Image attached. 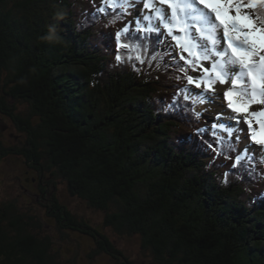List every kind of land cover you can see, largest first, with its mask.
Masks as SVG:
<instances>
[{
    "label": "trees",
    "instance_id": "obj_1",
    "mask_svg": "<svg viewBox=\"0 0 264 264\" xmlns=\"http://www.w3.org/2000/svg\"><path fill=\"white\" fill-rule=\"evenodd\" d=\"M88 8L99 9L0 0V154L24 157L50 200L39 216L0 198V264H77L64 252L77 232L98 244L91 258L123 257L105 226L140 237L153 264H264V181L203 116L175 107L185 60L162 38L151 61L117 60L125 5L98 21ZM59 183L101 212L100 227L56 195Z\"/></svg>",
    "mask_w": 264,
    "mask_h": 264
},
{
    "label": "snow or ice",
    "instance_id": "obj_2",
    "mask_svg": "<svg viewBox=\"0 0 264 264\" xmlns=\"http://www.w3.org/2000/svg\"><path fill=\"white\" fill-rule=\"evenodd\" d=\"M112 7H123L127 0H103ZM160 7H156V3ZM257 3H264V0H249L248 4L244 0H142V7L154 13V18L159 21L158 25L152 24V15H145L143 20L148 21L147 25L136 22V31L143 32L145 36L157 33V40H160L161 29L165 30L167 36L175 41L180 49L179 59L195 71L202 69L203 75L194 78L185 76L188 84L195 88L204 87L205 92H212L216 83H231L232 87L225 91L221 97L226 101V108L234 114L248 112L250 103L242 102L240 96H248L249 89L241 88L240 92L233 89L238 83L245 80L251 84V102L264 104V28H257L254 17L247 14L246 10L253 8ZM104 12L105 8L98 9ZM170 13V14H166ZM234 13V14H233ZM191 21V23H189ZM191 29V31L189 30ZM222 33L218 36V30ZM128 27L123 28L115 34L118 47L131 49L127 43H122L121 36L127 34ZM184 35H174V32ZM193 33H196L194 36ZM203 41L204 43H200ZM223 42L224 47L218 50L217 45ZM199 49V51H197ZM139 52V47H137ZM184 53H187L186 58ZM258 57V62L255 58ZM131 59V57H129ZM215 58V59H213ZM117 60L121 57L118 55ZM136 59L144 63L142 56L137 55ZM213 61L211 67H203L200 61ZM230 75L233 77L229 81ZM184 91V90H182ZM189 99L187 95L183 97ZM254 117L259 125V132L252 128V120H244L248 126L251 139L260 145H264V111L249 113ZM234 116L233 119H237ZM217 125L213 124L210 129L203 131H213ZM224 129L223 124L219 125ZM202 130H198L200 132ZM231 135V130H227ZM241 157H237L235 164H239Z\"/></svg>",
    "mask_w": 264,
    "mask_h": 264
},
{
    "label": "rangeland",
    "instance_id": "obj_3",
    "mask_svg": "<svg viewBox=\"0 0 264 264\" xmlns=\"http://www.w3.org/2000/svg\"><path fill=\"white\" fill-rule=\"evenodd\" d=\"M249 2V0H246ZM259 9H264V3L258 6ZM146 22L142 20L141 25H145ZM222 92V89H220ZM215 94H211L209 98L212 100ZM222 97V96H221ZM212 109L215 107H211ZM223 110V101L220 100V107ZM212 118L214 115L212 114ZM11 122V121H9ZM4 127L5 137L7 136L14 137V129L8 125L1 124ZM8 132V134L6 133ZM8 140V139H7ZM9 141V140H8ZM7 143V141H6ZM11 146V145H10ZM14 155V154H12ZM11 153L8 155L0 154V198L3 200H13L18 206L32 211L37 215L46 216L47 208L44 206L49 203V199H42L37 194H40L39 185H34L33 177L34 171L30 168L25 161V158L13 157ZM3 158H8L7 161H2ZM58 183V181H56ZM53 193V192H52ZM56 195L64 202L69 203L72 209L81 211L84 215H80L82 219L88 221L90 225L94 227H100L101 222L103 221V215L100 211L96 210L88 203L78 198L69 197L70 193L67 191V188L62 183L58 184L56 188ZM55 195V196H56ZM51 192L48 197L51 198ZM51 223V221H49ZM102 230V228H100ZM108 233L112 239L115 240V246L120 250L124 256L121 257L118 255V259L112 257L111 255L100 252L95 254L93 258L92 253H95L99 249L98 244L92 237H88L85 234L77 232L74 239L69 240L67 243H64V252L65 255L74 256L77 253V264H153L154 259L150 255L149 251L144 248L143 242L140 237H115L113 231L110 227L105 226L103 233ZM55 235L59 241H62L63 234L58 230L55 231Z\"/></svg>",
    "mask_w": 264,
    "mask_h": 264
},
{
    "label": "bare ground",
    "instance_id": "obj_4",
    "mask_svg": "<svg viewBox=\"0 0 264 264\" xmlns=\"http://www.w3.org/2000/svg\"><path fill=\"white\" fill-rule=\"evenodd\" d=\"M221 44V43H220ZM251 85V84H250ZM222 87H223V84H222Z\"/></svg>",
    "mask_w": 264,
    "mask_h": 264
}]
</instances>
